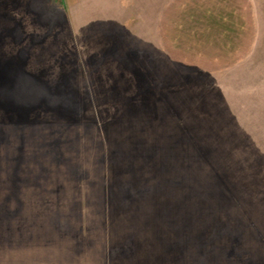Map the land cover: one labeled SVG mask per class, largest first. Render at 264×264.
<instances>
[{
  "label": "rangeland",
  "instance_id": "obj_1",
  "mask_svg": "<svg viewBox=\"0 0 264 264\" xmlns=\"http://www.w3.org/2000/svg\"><path fill=\"white\" fill-rule=\"evenodd\" d=\"M0 264H264V0H0Z\"/></svg>",
  "mask_w": 264,
  "mask_h": 264
}]
</instances>
